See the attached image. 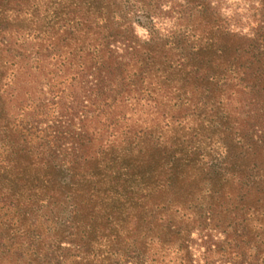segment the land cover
Wrapping results in <instances>:
<instances>
[{"label":"trees","instance_id":"1","mask_svg":"<svg viewBox=\"0 0 264 264\" xmlns=\"http://www.w3.org/2000/svg\"><path fill=\"white\" fill-rule=\"evenodd\" d=\"M255 1L0 0V264H264Z\"/></svg>","mask_w":264,"mask_h":264},{"label":"rangeland","instance_id":"2","mask_svg":"<svg viewBox=\"0 0 264 264\" xmlns=\"http://www.w3.org/2000/svg\"><path fill=\"white\" fill-rule=\"evenodd\" d=\"M212 1V5L215 6L216 12L220 15L222 19H225L228 21V23H231L234 25V28L236 30L242 31L243 33L249 32V27L256 24L257 19V11H256V1L255 0H210ZM175 16V15H174ZM182 20H160L159 24L161 28L169 29L170 26L175 22L181 23L185 25L187 21ZM140 35H143V32L141 30L138 31ZM36 89V86L33 87V89ZM45 91V89H44ZM64 94H67V91H65ZM60 99L58 97L54 98V103H56L54 106H52L57 113L61 112V108L67 109V106H70V99L65 97L64 95H61ZM245 93H238L237 96H232L231 104L236 109V111L243 113L246 108L242 109V106L245 105L244 99H245ZM36 97H40L38 94ZM42 97V96H41ZM45 99L49 98V95H43ZM175 99H172L170 102H164L160 103L158 108L155 106V103H151L150 106L147 108L145 107L144 113L148 112V117L152 119L153 117H156V115L159 113V116L166 117L165 119L175 118L178 113V107L174 105ZM142 117L145 118L146 114H142Z\"/></svg>","mask_w":264,"mask_h":264}]
</instances>
